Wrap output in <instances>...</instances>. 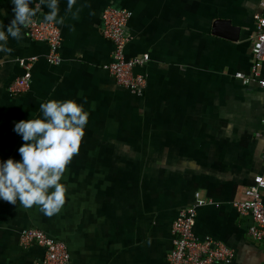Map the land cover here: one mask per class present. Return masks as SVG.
Returning <instances> with one entry per match:
<instances>
[{
  "label": "crops",
  "instance_id": "obj_1",
  "mask_svg": "<svg viewBox=\"0 0 264 264\" xmlns=\"http://www.w3.org/2000/svg\"><path fill=\"white\" fill-rule=\"evenodd\" d=\"M260 1L57 0L55 64L45 59L47 43L30 39L26 27L20 39L8 37L0 47V160L20 158L14 123L42 118L41 102L75 99L89 116L63 173L65 199L56 213L0 200V264H39L43 249L19 243L28 227L61 243L70 264H167L172 222L187 206L196 209L197 237L234 249L231 264H264L263 246L248 234L251 215L232 204L262 169L264 89L235 76L249 73L254 61ZM30 6L33 18L45 21L47 0ZM106 6L131 11L124 54L148 55L134 68L146 81L140 94L104 67L112 58L102 34ZM12 7L0 0L4 24ZM217 17L240 27L238 40L211 33ZM20 59L30 63V83L14 94L9 85L26 70Z\"/></svg>",
  "mask_w": 264,
  "mask_h": 264
},
{
  "label": "built area",
  "instance_id": "obj_2",
  "mask_svg": "<svg viewBox=\"0 0 264 264\" xmlns=\"http://www.w3.org/2000/svg\"><path fill=\"white\" fill-rule=\"evenodd\" d=\"M131 11L125 8L106 6L102 10V34L112 43L111 61L104 65L115 81L130 91L140 94L145 88L146 81L142 74L135 73L134 68L148 59L146 53L133 57H126L124 47L130 39L126 31ZM255 37L251 43L254 61L250 72L237 71L235 76L243 83L253 82L264 89V75L260 72L264 61V0L260 1V10L253 14ZM30 39L45 41L48 52L45 59L55 64L59 61L58 47L61 41L59 27L55 23L39 21L35 18L26 26ZM31 57V62L34 61ZM19 63L25 66L22 75L17 76L9 85L10 92L17 94L28 89L30 83L29 65L24 59ZM1 65V62H0ZM262 169L253 177V182L244 190L241 199L233 201V206L239 213H249L252 224L248 227V234L252 241L264 248V148L261 153ZM205 200L197 199V204ZM196 215L195 206L180 208L171 225L173 235L172 247L167 253V264H231L235 259V251L222 241L211 236L197 237L193 225ZM19 243L23 247L38 245L43 249L39 264H70L69 255L65 247L54 241L42 230L37 228H23L19 234Z\"/></svg>",
  "mask_w": 264,
  "mask_h": 264
},
{
  "label": "clouds",
  "instance_id": "obj_3",
  "mask_svg": "<svg viewBox=\"0 0 264 264\" xmlns=\"http://www.w3.org/2000/svg\"><path fill=\"white\" fill-rule=\"evenodd\" d=\"M12 16L9 23L0 20V47L9 36L21 38V29L32 22L37 11L31 0H10ZM72 0H69L71 5ZM49 11L44 20L59 23L57 0H47ZM7 16L8 13H3ZM42 118L21 119L13 131L23 143L18 147L19 159L0 160V200L38 205L45 215L56 213L65 199L66 186L61 182L66 165L84 136L89 113L75 99H48L39 105Z\"/></svg>",
  "mask_w": 264,
  "mask_h": 264
},
{
  "label": "water",
  "instance_id": "obj_4",
  "mask_svg": "<svg viewBox=\"0 0 264 264\" xmlns=\"http://www.w3.org/2000/svg\"><path fill=\"white\" fill-rule=\"evenodd\" d=\"M211 33L215 36L236 41L239 38L240 27L234 25L228 18L217 17L212 21Z\"/></svg>",
  "mask_w": 264,
  "mask_h": 264
}]
</instances>
